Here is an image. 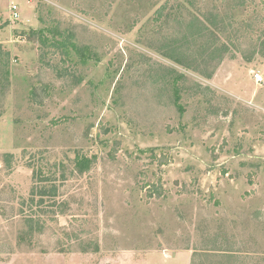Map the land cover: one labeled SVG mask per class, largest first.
Listing matches in <instances>:
<instances>
[{"label":"rangeland","instance_id":"rangeland-1","mask_svg":"<svg viewBox=\"0 0 264 264\" xmlns=\"http://www.w3.org/2000/svg\"><path fill=\"white\" fill-rule=\"evenodd\" d=\"M0 51V264H264V0H0Z\"/></svg>","mask_w":264,"mask_h":264},{"label":"trees","instance_id":"trees-1","mask_svg":"<svg viewBox=\"0 0 264 264\" xmlns=\"http://www.w3.org/2000/svg\"><path fill=\"white\" fill-rule=\"evenodd\" d=\"M165 8L160 9V11H158V14L160 16H163ZM64 35V34H63ZM71 43V36L68 35L64 38V40L61 43H55L52 46L59 48V49H63V55L67 56V52L65 51L67 49L68 44ZM10 57L11 54L10 53H3L2 51H0V62L3 63L4 65V69H8L9 68V62H10ZM104 133L107 134L108 130L104 129ZM118 144V143H117ZM118 150L117 148L113 149L112 153H111V157L114 158L117 154ZM162 164H166V163H162ZM47 179H45L44 182H46ZM51 186H40V187H34L32 189V196L31 197V201L34 202V196H39L40 199L38 201L39 204H43L45 198L49 197V198H56L57 194H58V187L54 184H50ZM148 197L149 198H161L163 197L164 193H163V187L161 186H157V185H152L151 187H149L148 189Z\"/></svg>","mask_w":264,"mask_h":264},{"label":"built area","instance_id":"built-area-1","mask_svg":"<svg viewBox=\"0 0 264 264\" xmlns=\"http://www.w3.org/2000/svg\"><path fill=\"white\" fill-rule=\"evenodd\" d=\"M10 12H11V15H10L11 19L17 20V18L19 17L18 7L12 6Z\"/></svg>","mask_w":264,"mask_h":264}]
</instances>
